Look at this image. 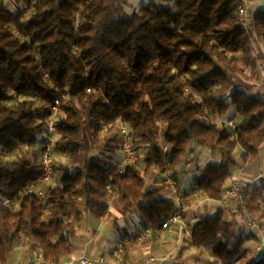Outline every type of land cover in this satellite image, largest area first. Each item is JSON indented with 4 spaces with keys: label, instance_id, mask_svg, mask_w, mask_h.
<instances>
[{
    "label": "trees",
    "instance_id": "trees-1",
    "mask_svg": "<svg viewBox=\"0 0 264 264\" xmlns=\"http://www.w3.org/2000/svg\"><path fill=\"white\" fill-rule=\"evenodd\" d=\"M14 2L15 11L0 0V202L20 201L0 206V264L20 241L44 261L61 263L72 251L70 221L103 218L110 200L122 213L137 207L152 237L175 205L149 178L155 170L174 178L195 148L219 159L193 180L188 208L222 201L234 172L260 163L264 101L228 89L253 64L252 35L264 44V8L249 12L245 29L237 9L244 0L146 3L130 13L129 0ZM55 100L54 152L66 160L55 158L56 185L37 194L28 187L41 175L37 145ZM230 107L233 132L222 123ZM118 122L132 131L139 159L121 169L112 158L120 139L93 151ZM260 186L246 190L248 213L264 210ZM222 212L192 213L191 249L214 264H264V247L258 255L242 247L261 235L233 232L229 242Z\"/></svg>",
    "mask_w": 264,
    "mask_h": 264
},
{
    "label": "built area",
    "instance_id": "built-area-1",
    "mask_svg": "<svg viewBox=\"0 0 264 264\" xmlns=\"http://www.w3.org/2000/svg\"><path fill=\"white\" fill-rule=\"evenodd\" d=\"M145 3H156L161 4L165 0H144ZM238 18L241 27L248 29L249 27V10L244 5H239ZM65 98V96H62ZM59 101L55 100L52 106V114L46 120H44V131L43 137L40 139L37 150H38V161L41 166V175L37 181L28 187V190L37 194H42L44 186L53 180V168L56 157L65 156L57 155L54 152L55 146V132H56V121L58 113ZM236 119L229 115L223 121V125L229 132H233L236 125ZM120 137V152L122 154V161L119 169L126 165L139 164L137 152L133 148V137L132 131L126 123L118 122L116 124ZM165 149V148H164ZM66 157V156H65ZM259 178H264V173L260 174ZM164 184L169 187L173 194L172 201L175 205L173 214L163 221L157 228L156 233L159 235H167L175 239L177 245L180 242H185L187 249H191L190 242L192 239V227L196 218L193 216L189 217V209L187 201L192 195V192L180 193L179 185L177 181L170 175H166ZM251 182L245 180L242 177L231 178L227 187L223 193L222 201L224 203H233L239 213L243 216L244 225L247 229L252 230L257 228L258 224L255 223L251 218L246 209L245 205V193ZM19 196H14L11 199H4L0 202V206L10 207L19 204ZM199 206L196 207L198 209ZM196 215L198 211L196 210ZM152 235V229L140 228L137 232L132 234L123 235L116 245L107 253L97 258H93L88 255H80L77 257H67L61 263L46 262L39 253H35L28 261L11 262L7 264H180L177 256H166L162 258H156L153 255L146 254L140 259H129L125 260L127 252L132 250L134 247L141 245L144 241L150 238ZM264 247V240L255 247V252H260ZM191 255V254H190ZM206 257V256H205ZM212 258V257H208ZM214 260V259H212Z\"/></svg>",
    "mask_w": 264,
    "mask_h": 264
},
{
    "label": "crops",
    "instance_id": "crops-1",
    "mask_svg": "<svg viewBox=\"0 0 264 264\" xmlns=\"http://www.w3.org/2000/svg\"><path fill=\"white\" fill-rule=\"evenodd\" d=\"M129 1L131 8L135 11L139 9V7H141L142 5L146 4L144 0H129ZM174 1L175 0H165L161 4L172 5ZM244 6H246L249 12L252 13L251 7L257 6L258 8H264V0H244ZM253 49L256 51V56L262 55L264 57V44L261 43L259 40H256L255 44H253ZM262 69H264L263 66ZM248 72H249V66H244V73H248ZM263 78L264 77H262L261 79ZM263 86L264 83L259 85L254 83L253 84L254 88L252 89V93L258 94L264 92ZM218 120L219 119H217V121ZM58 158L61 161V163L65 162L66 160L65 156H60ZM112 158L115 162L120 164L122 161V154L120 150H116L115 153H112ZM218 159L219 158L217 155L210 154L208 150L198 151L195 148L193 152L190 153L183 160L181 165L178 166L175 170L176 175L174 178L179 185L180 193L190 192V188L193 184V180L200 175L202 169L209 163H217ZM263 173H264V146L261 151V161L258 164V166L253 169L251 167H242L240 170L234 172L232 178L239 176L253 184L258 180L261 179L264 180V178H259L260 174ZM166 175H168V173L155 170L152 173L150 182L152 183V185H154L155 181L158 178L163 180L162 182L163 189L160 190V195L163 198L172 201L173 194L169 189V187L164 184V179ZM55 185L56 183L52 180L46 186H44V189L45 187L55 186ZM213 204L214 203L211 201H207V202L204 201L202 205L192 203L190 206L192 207V209H190V207L188 208L189 217L192 216L193 212L196 213V210L198 211V215H199V213L204 212L206 208L214 207ZM223 204L225 205L224 206L225 209L230 207L231 205H234L233 203H224V202ZM197 206H199L198 209H196ZM119 218H120L119 209L115 205L114 201L110 200L108 201L107 213L103 218H94L88 215H83L79 221L71 220L70 225L73 229L72 230L73 237L71 238V244L73 243L74 247H73V251H71L70 257H77L80 255H88L92 257L93 254V255H98L95 256V258H97L99 256L107 254L116 245V243L121 238V236L125 234H132L138 229L143 227L138 217V220H136L134 223H130V228L128 231H123L122 233H119L117 230V220ZM160 236H163L164 240L166 239L168 240V242L174 243V249L171 251V254H174L179 259H181L179 260L181 261V263L185 264V262H187L186 264H194V262L191 259L194 260V256L196 254L192 253L191 255H188L187 253L185 254L184 257L181 253H183V251L186 252L187 247L180 249L179 247L180 244L177 245L174 238L168 237L167 235H159L158 233H155V235L147 239L143 244L134 247L132 250H130L127 253L129 254L128 255L129 259H140L144 257V255L146 254L152 255L153 252H159L160 248H162V246L164 245L158 238ZM35 252L36 251L32 249L31 244L20 241L11 251L10 261L20 262V263L26 262L32 256H34ZM198 259H201V263H204L205 261V257L203 256ZM210 264H214L212 259H210Z\"/></svg>",
    "mask_w": 264,
    "mask_h": 264
},
{
    "label": "rangeland",
    "instance_id": "rangeland-1",
    "mask_svg": "<svg viewBox=\"0 0 264 264\" xmlns=\"http://www.w3.org/2000/svg\"><path fill=\"white\" fill-rule=\"evenodd\" d=\"M2 1L6 5V7H8L9 9H12L14 11L16 10V7H15L16 4H15L14 0H2ZM257 8H258L257 6L251 7V12H254ZM132 11L133 10L131 9V6L129 5L126 8V12L130 13ZM252 39H253V44H255L256 38H255L254 35H252ZM262 66L264 68V57L262 55L256 56V51L254 50L253 64H251L249 66V72L248 73H244V69H243V71L241 73H237L236 76H233L232 77V84H231V87L228 89V93H230L233 90H243V91L247 92L251 96L261 97V99L264 101V92L258 93L259 95L257 93H252V89L254 88L253 87L254 83H256L258 85L264 83V78L261 79L262 77H264V69H262ZM263 88H264V86H263ZM227 102H229V100H227ZM232 112H233V107H230L229 110L227 111V113L225 114L224 119L227 116L231 115ZM216 123L219 124L220 121L216 120ZM118 135H119V133H118V128L117 127L115 129H112L109 133H106L104 131L100 135L101 139H99L98 142L94 143L93 151H95V152L96 151H99V152L103 151V147H104V145H106L105 143H107L109 141H111L110 144H112V147H115L114 140L115 139H118V140L120 139ZM42 137H43V134L41 135L40 138H42ZM98 149H100V150H98ZM196 150H198V151H207V149H203V148H196ZM151 177L149 178V181H148L149 187L150 188H154V189L162 190L163 189V187H162L163 186L162 185L163 180L158 178L155 181L154 185H152V183L150 182ZM57 178H58L57 176H55L53 178V181L55 183L57 181ZM256 182H258V184L261 183V186H263V189H262L263 192L262 193H264V180L263 181L262 180H258ZM213 203H214L213 204L214 207L206 208V210L204 212H202V213L216 214L218 212V210H222L223 211L222 212V220L226 224L230 225L227 228V230L230 232V234H229L230 236H229V239H228L229 242L235 241V237L231 234L233 232L239 233V234H245L246 236H250V235H258V236H260L261 235L262 238H259L258 240L248 239V240H245L244 242H242V247L243 248L249 249L253 255H258V253L255 252V247L258 244H260L262 239L264 240V236H263L264 235V210L263 211L259 210L261 213L254 212V211H250L249 212L250 218L255 223L258 224V227L257 228L256 227L253 228L252 232H251V230H248L246 228V226L244 225L243 216L239 213V211H238V209H237V207L235 205H231L230 207L225 209V207H224L225 205L223 204V201L213 202ZM190 209H192V207H190ZM202 211H203V208H202ZM119 213H120V218L117 220V230H118L119 233H122L123 231H128L129 228H130V223H134L136 220H138V217H139L138 216L137 207L133 208L128 213H122L121 211H119ZM158 238L164 245L162 246V248H160L159 252H153L152 255L154 257H156V258H162V257H166V256H173L174 254H171V251L174 249V243H170L166 239L164 240L163 236H160ZM71 246H72L71 249L73 251V247H74L73 243L71 244ZM179 247H180V249H182V248H186L187 245H186L185 242L182 241V242H180ZM187 253H188V255H190L192 253L196 254V256L198 258H201L202 256L203 257L206 256L204 263H201V259H198V260L197 259H194V260L191 259L194 262V264H210V258H208L209 254L207 252H202V254H201V253L196 252V251L194 252L192 249H187L186 252L183 251V253H181V254L185 257V254H187ZM95 256H98V255H93L92 254L93 258H95ZM180 258H181V255H180ZM211 259H213V258H211ZM179 260H181V259H179ZM182 260H183V258H182ZM186 263L187 262H185V264ZM164 264H169V262H166ZM180 264H181V261H180ZM182 264H184V263H182Z\"/></svg>",
    "mask_w": 264,
    "mask_h": 264
}]
</instances>
